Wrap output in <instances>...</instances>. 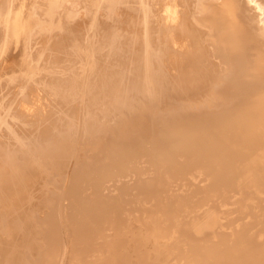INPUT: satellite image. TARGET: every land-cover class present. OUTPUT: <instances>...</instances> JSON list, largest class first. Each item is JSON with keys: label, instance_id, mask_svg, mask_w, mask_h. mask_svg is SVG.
I'll use <instances>...</instances> for the list:
<instances>
[{"label": "bare ground", "instance_id": "obj_1", "mask_svg": "<svg viewBox=\"0 0 264 264\" xmlns=\"http://www.w3.org/2000/svg\"><path fill=\"white\" fill-rule=\"evenodd\" d=\"M0 264H264V0H0Z\"/></svg>", "mask_w": 264, "mask_h": 264}, {"label": "rangeland", "instance_id": "obj_2", "mask_svg": "<svg viewBox=\"0 0 264 264\" xmlns=\"http://www.w3.org/2000/svg\"><path fill=\"white\" fill-rule=\"evenodd\" d=\"M144 159H145V161H146V156H145V158H144V156H143V158L140 157V159H138V161H140V163H141V162H144V161H142V160H144ZM138 166H140V168H141V167H142V168H145V167H143V166H145L144 163H142V165L139 164ZM65 172H66V171H65ZM66 173H67V172H66ZM67 176H68V175H67ZM64 177H65V174H64ZM70 181H71V180H70ZM70 181L67 182V184H65L66 186H64V188H65V187H71L73 184H75V181H73V182H70ZM65 183H66V182H65ZM68 184H70V185H68ZM105 185H107V184L105 183L104 186H105ZM105 191L107 192L106 189H103V188H102V192L105 193ZM61 201H62V200H59L58 203H59L60 205L64 204V202L62 203ZM245 216H246V215L243 214V216H241V218L239 219V221H241L242 223H243V222H246V221H247V217H245ZM60 224H61V222H60Z\"/></svg>", "mask_w": 264, "mask_h": 264}]
</instances>
